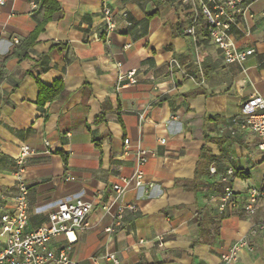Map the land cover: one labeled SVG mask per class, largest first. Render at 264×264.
Returning a JSON list of instances; mask_svg holds the SVG:
<instances>
[{
    "label": "crops",
    "instance_id": "1",
    "mask_svg": "<svg viewBox=\"0 0 264 264\" xmlns=\"http://www.w3.org/2000/svg\"><path fill=\"white\" fill-rule=\"evenodd\" d=\"M56 1L60 10L35 39L42 0L0 7V228L14 210L25 145L34 150L22 172L28 230L60 202L94 204L92 229L76 233L72 264H113L108 254L120 264H221L243 237L253 250L235 264H264V199L255 214L245 211L248 189L264 184V155L259 137L233 122L252 96L264 98V0L245 13L251 36L236 37L256 49L243 65L226 64L205 40L194 44L180 0ZM133 71L136 84L119 83ZM38 82L63 91L40 108ZM138 147L149 153L144 185L118 195L113 186L134 175ZM229 169L234 199L223 207ZM128 206L135 211L114 226L118 208ZM53 244L68 245L65 237Z\"/></svg>",
    "mask_w": 264,
    "mask_h": 264
},
{
    "label": "built area",
    "instance_id": "2",
    "mask_svg": "<svg viewBox=\"0 0 264 264\" xmlns=\"http://www.w3.org/2000/svg\"><path fill=\"white\" fill-rule=\"evenodd\" d=\"M261 0H180V4L191 15V22L185 33L194 42L205 40L217 47L226 64L243 65L250 57L254 56L256 49L249 43L238 42L237 36L245 39L251 36L250 28L244 20L245 13L253 2ZM6 4V0H0V7ZM104 19L110 30L114 29V18L110 8L103 9ZM264 17V13L262 14ZM18 43V41H16ZM128 81L136 84V72L133 71L119 77V83ZM122 86V85H121ZM235 124L242 129L257 135L260 139L259 149L264 155V98L258 95L252 96L241 107L240 114L233 119ZM130 141H125L128 149ZM34 150L29 146H21L17 155L19 170L16 174L14 193V210L10 214L3 215L1 219L0 239L4 241V247L0 249V264H72L70 252L72 245L77 241V232H87L92 229L90 215L94 210L92 202L83 199L63 201L58 203L49 213L47 221L39 228L28 230L30 221L29 186L22 177L25 159L31 156ZM149 158L147 150L138 147L136 151V165L134 175L122 179L121 184L113 186V190L122 195L129 187L140 188L144 185L143 167ZM212 174L217 170L212 167ZM235 171L229 169L221 177L223 184V207L233 202V180ZM264 199V184L260 187H252L247 191L245 211L249 215L256 213L258 204ZM135 211L134 206L119 207L115 213L114 226H120L125 210ZM263 226L254 228L251 234L262 230ZM112 227L106 229L111 233ZM65 237L67 246H56L53 240ZM72 237H74L72 239ZM247 249L252 251L247 237L241 238L228 252L221 257V264H235L240 253ZM106 259L113 264H120L115 254L106 255Z\"/></svg>",
    "mask_w": 264,
    "mask_h": 264
},
{
    "label": "trees",
    "instance_id": "3",
    "mask_svg": "<svg viewBox=\"0 0 264 264\" xmlns=\"http://www.w3.org/2000/svg\"><path fill=\"white\" fill-rule=\"evenodd\" d=\"M42 5L46 12L45 19L32 34V39H35L44 30L45 25L52 20L54 15L60 10V6L56 0H42ZM38 88L39 98L37 104L40 108H43L48 102L57 98L63 91V87L60 83H55L53 86L47 87L38 82ZM64 160L66 161L65 158Z\"/></svg>",
    "mask_w": 264,
    "mask_h": 264
}]
</instances>
